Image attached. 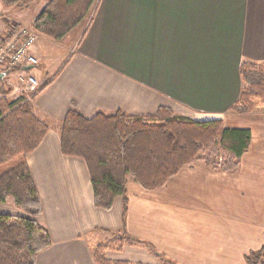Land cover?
I'll return each instance as SVG.
<instances>
[{
  "label": "crops",
  "instance_id": "0c3cea01",
  "mask_svg": "<svg viewBox=\"0 0 264 264\" xmlns=\"http://www.w3.org/2000/svg\"><path fill=\"white\" fill-rule=\"evenodd\" d=\"M40 6L24 19L19 8L0 3V33L14 16L21 21L14 24H29ZM77 27L69 45L39 35L32 47L38 65L49 47L61 50L52 75L37 72V78L22 65L14 68L17 77L9 76L11 69L0 78V92L11 97L28 75L49 81L28 102L47 126L26 156L41 203L38 222L51 241L35 264H94L92 242L120 234L133 240L107 251L110 260L248 264L249 254L264 250V100L251 112L230 107L242 88L240 64L264 62V0H98ZM160 106L191 120L248 129L237 169L192 163L151 190L128 179L125 211L120 196L109 210L96 207L84 160L61 152V121L70 110L91 118L116 110L151 114ZM18 210L10 200L0 202V214Z\"/></svg>",
  "mask_w": 264,
  "mask_h": 264
},
{
  "label": "trees",
  "instance_id": "16d2710c",
  "mask_svg": "<svg viewBox=\"0 0 264 264\" xmlns=\"http://www.w3.org/2000/svg\"><path fill=\"white\" fill-rule=\"evenodd\" d=\"M37 0H0L4 8H24ZM98 0H46L31 23L32 29L54 41L62 40L83 20L91 18ZM242 88L230 110L246 113L264 100V62H242ZM49 81L42 83V91ZM38 92V93H39ZM20 99L0 100V202L11 200L26 216L0 214V264H35L39 252L50 246L47 230L38 222L42 209L26 156L44 137L47 126ZM64 155L84 160L96 207L109 210L115 197L123 198L131 179L146 189L162 187L185 165L201 163L232 172L248 149L250 132L226 128L219 119L195 121L166 106L151 114L121 110L96 112L84 118L70 110L59 127ZM133 240L126 234L98 244L92 250L94 264H142L110 260L106 249L119 251ZM248 264H264V250L246 257Z\"/></svg>",
  "mask_w": 264,
  "mask_h": 264
},
{
  "label": "built area",
  "instance_id": "2783aa9c",
  "mask_svg": "<svg viewBox=\"0 0 264 264\" xmlns=\"http://www.w3.org/2000/svg\"><path fill=\"white\" fill-rule=\"evenodd\" d=\"M38 33L31 26L14 25L8 31L0 33V72L10 71L22 65H38V59L32 53V47L36 43ZM21 86L15 89L20 99L19 104L28 103L42 87L34 76L28 75L21 79ZM13 95H16V94ZM9 93L0 92V100H7Z\"/></svg>",
  "mask_w": 264,
  "mask_h": 264
},
{
  "label": "rangeland",
  "instance_id": "374dc122",
  "mask_svg": "<svg viewBox=\"0 0 264 264\" xmlns=\"http://www.w3.org/2000/svg\"><path fill=\"white\" fill-rule=\"evenodd\" d=\"M45 1H43V0H41V1L37 0L36 2H39V3H36L35 5H32L28 9H18V10H20L21 12H23L22 15H23L24 19H26L28 17V15H30V13L32 11H34L36 8L39 9V4H41L40 7L42 8L43 5H44V3H45ZM88 19H89V17L87 19L83 20L78 26H81V25L85 24L86 21H88ZM16 20L20 21V19H17L16 16L12 17V20H11L10 25H12V26L16 25L17 23L14 24V22H13V21H16ZM23 21H26L27 24H24L23 23V24H20V25L31 26V23H32L33 20L31 22H29V24H28V21L27 20H23ZM78 33H79V27H77L76 29H73L72 31H70L62 40L59 41L60 44H63L65 46L66 45H69V43L77 36ZM39 35H41V34H38V36ZM41 36H43V35H41ZM44 37H46V36H44ZM46 38H48V37H46ZM49 40H51V39H49ZM51 41H54V40H51ZM55 42H57V41H55ZM46 53H47V55L44 58H42V60H40V64L39 65H36V66H33L30 69V71H32V74L34 76H36L37 78H38L37 72H40L41 74L47 73L48 75H52L56 71V69L59 67V65L61 64V62L63 61V56H61L62 55L61 54V50L58 47H56V46L49 47L48 48V51ZM59 53H60V55H59ZM19 72H20V70L18 71V69H13L10 72L9 76L10 77H17V75L19 74ZM13 98L14 97L12 96V97H10L9 100H11ZM8 166L9 165H1L0 166V173L3 172ZM18 212H20V215L21 216H26L25 213H23L21 210H18ZM37 220H38V217H37ZM98 236H101V234H98ZM111 239H112V237L111 238H107L105 240H96V242H92V244H91V248L92 249L91 250H94L95 246H97L98 244L108 243ZM107 251H116V250L106 249L104 251V255H105V253ZM146 264H148V263H146ZM157 264H173V263L172 262L165 261V260H162V261L160 260Z\"/></svg>",
  "mask_w": 264,
  "mask_h": 264
},
{
  "label": "water",
  "instance_id": "95a60500",
  "mask_svg": "<svg viewBox=\"0 0 264 264\" xmlns=\"http://www.w3.org/2000/svg\"><path fill=\"white\" fill-rule=\"evenodd\" d=\"M32 67H33V66L28 65L26 69L29 70V69H31ZM7 73H8V71L0 72V78H1L2 76H5Z\"/></svg>",
  "mask_w": 264,
  "mask_h": 264
}]
</instances>
